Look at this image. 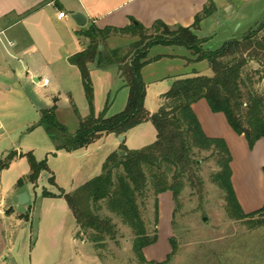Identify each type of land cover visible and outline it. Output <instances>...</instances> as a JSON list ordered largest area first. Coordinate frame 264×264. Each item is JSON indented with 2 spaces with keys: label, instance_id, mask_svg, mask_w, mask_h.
I'll return each instance as SVG.
<instances>
[{
  "label": "rangeland",
  "instance_id": "rangeland-1",
  "mask_svg": "<svg viewBox=\"0 0 264 264\" xmlns=\"http://www.w3.org/2000/svg\"><path fill=\"white\" fill-rule=\"evenodd\" d=\"M212 1L213 14L204 19L201 29L196 32L200 39L207 40L206 51H215L230 40H241L251 29L264 23V0ZM138 40V37L121 36L113 45L107 43V48L128 52L131 44ZM56 49V60L65 65L64 50ZM148 59L150 62L144 67L142 76L147 87L145 106L151 114L159 111L162 96L176 79L214 75L207 61L191 62L194 57L185 47L156 45L150 49ZM2 67L0 200L4 202L7 214L15 213L6 221L7 231L13 233L10 240L15 245L12 253L7 255L8 261H0V264H142L133 250L135 237L130 228L107 210H102L99 214L103 218H113L117 236L107 238L100 248H95L87 239L90 235L80 232L73 212L61 197L100 176L107 158L123 144L117 135L105 134L87 148L58 150L59 142L53 141L46 128L40 125L38 106L47 107L53 97H58L57 120L67 129L68 135H76L79 116L84 118L90 113L79 75L67 74L59 66L58 75L49 77L50 86L27 89L15 75H6L10 70L6 62ZM254 67L258 68V65L254 64ZM90 76L96 115L106 109L107 114L114 115L123 111L121 101L126 88L121 87L115 69L92 66ZM258 90L264 95V79ZM200 102L210 112L200 118L205 129L223 139L231 151V168L240 193L246 200H263L264 143L250 148L246 138L232 130L223 114L213 113L205 100ZM124 139L129 150H142L156 142V128L152 122H146L128 131ZM15 152H18L17 156L10 159ZM29 153L37 161H46L49 168L40 174L35 184L27 181L30 164L25 155ZM195 159L198 160L195 181L187 182L177 204L171 193L162 195V225L155 224L154 196L150 193L144 201L143 212L149 233L153 236L155 229L158 230V241L147 252L152 250L157 260L165 259L163 262L167 261V264H264V217L254 220L233 217L228 210L226 192L213 181V176L219 172L215 157L204 152L196 153ZM5 164L7 166L2 168ZM22 179L27 181L24 189L31 202L18 206L15 195L22 191L18 190ZM45 193L53 196H45ZM170 205L174 209L172 220Z\"/></svg>",
  "mask_w": 264,
  "mask_h": 264
},
{
  "label": "trees",
  "instance_id": "trees-1",
  "mask_svg": "<svg viewBox=\"0 0 264 264\" xmlns=\"http://www.w3.org/2000/svg\"><path fill=\"white\" fill-rule=\"evenodd\" d=\"M214 9L211 2L188 28L174 29L158 21L147 29L133 19L132 24L123 29H100L92 22L76 33L85 49L73 55L69 62L80 71L90 113L85 118L79 116V129L75 136H70L57 120V105L41 110L40 125L46 128L53 141L59 142L57 149L87 148L105 134L124 137L128 131L146 122H152L157 132L156 142L142 150H129L123 141L120 150L107 158L100 176L75 192L61 196L73 212L80 232L90 235L87 239L95 248H100L107 238L117 236L113 218H103L99 214L105 209L131 229L135 237L133 250L142 264H167V261L149 263L145 258L144 250L158 241V230L155 229L153 236L149 233L143 212L144 201L150 193L154 196L155 224L158 225L159 196L171 193L177 204L187 182L195 181L196 153L207 152L215 157L219 172L213 176V181L226 192L228 210L233 217L238 220L264 217V207L249 215L242 211L232 183L229 147L223 139L205 134L193 109L196 103L205 100L213 113L225 116L232 130L244 136L252 149L264 138V95L258 90L264 79V23L251 29L241 40H230L215 51H206L207 40L200 39L196 32ZM150 32L152 35L148 36ZM128 35L139 38L128 52L107 48L111 37ZM156 45L185 47L194 57L191 62L207 61L214 75L176 79L162 96L159 111L151 114L145 106L147 87L142 71L150 62V49ZM92 66L118 69L123 86L129 90L122 112L108 117L106 109L96 115L90 76ZM14 155L17 153L10 159ZM25 156L30 164L27 181L35 184L43 171H49L47 162L37 161L32 153ZM27 181L20 180L18 190H23ZM198 182L201 185V181ZM45 196L53 195L45 193Z\"/></svg>",
  "mask_w": 264,
  "mask_h": 264
},
{
  "label": "crops",
  "instance_id": "crops-1",
  "mask_svg": "<svg viewBox=\"0 0 264 264\" xmlns=\"http://www.w3.org/2000/svg\"><path fill=\"white\" fill-rule=\"evenodd\" d=\"M211 2L213 3L212 0H0V71L1 73L2 70L4 71L2 63L6 62L10 69V72H5L6 75H15L19 83L27 89H35L36 86L43 88L50 86L52 81H49L48 86L44 85V81L49 80L50 76L58 75L60 69L74 77L79 75L81 78L79 69L69 62L73 55L85 49V46L77 38L76 33L81 27L72 19L73 15L80 13L86 17L87 25L83 28H87L93 22L100 29L107 27L123 29L130 26L133 19L147 29L152 28L158 21L174 29L188 28L195 24L196 17L202 14ZM61 12L66 14L64 18H59ZM119 37H111L107 43L113 45L115 39ZM56 48L64 50L66 66L61 61L56 60L54 56V53L58 52ZM114 49L121 48H111V50ZM113 69L117 72L121 87L125 88L119 77L118 69L115 67ZM124 90L121 107L125 109L129 90L127 88ZM54 93L51 94L54 95ZM52 100L51 105H46L47 107L44 108L38 106L37 109L41 112L43 109L57 105L58 110L60 99L53 97ZM71 103L73 104V102ZM193 109L205 134L210 138L218 137L205 129L206 127L200 119L202 114L210 113L206 106L198 102L193 106ZM113 115L111 112L107 114L108 117ZM221 119L223 120V118ZM260 143H264V138L258 141L256 145ZM232 173L233 187L242 211L249 215L261 210L264 207V199H244L236 185L233 168ZM23 192L28 193L26 189L16 192V203H18V195ZM162 195L159 196L160 225H162L161 213L164 207ZM18 206H20L19 203ZM3 207L4 202L0 200V261L7 262V255L12 253L15 243L10 240L13 233L7 231L6 221L15 213L7 214ZM11 207L14 209L13 206ZM168 207L172 220L174 209L171 205ZM151 247L144 250L146 260L162 263L165 259L157 260L152 250L151 253L147 252Z\"/></svg>",
  "mask_w": 264,
  "mask_h": 264
},
{
  "label": "water",
  "instance_id": "water-1",
  "mask_svg": "<svg viewBox=\"0 0 264 264\" xmlns=\"http://www.w3.org/2000/svg\"><path fill=\"white\" fill-rule=\"evenodd\" d=\"M72 19L81 28H83V27H85L87 25V19H86V17L83 14L77 13V14L72 16ZM170 86H172V83H170ZM120 140L123 142L124 141V137L120 136ZM121 154L123 156L125 155L124 152H122ZM17 200H18V203L20 204V206H25V205L29 204V202H30L29 195L26 192H23V193L19 194L18 197H17ZM205 221H206V219H205Z\"/></svg>",
  "mask_w": 264,
  "mask_h": 264
},
{
  "label": "built area",
  "instance_id": "built-area-1",
  "mask_svg": "<svg viewBox=\"0 0 264 264\" xmlns=\"http://www.w3.org/2000/svg\"><path fill=\"white\" fill-rule=\"evenodd\" d=\"M66 16V14L64 13V12H61L60 14H59V18H64ZM10 45H12V44H10ZM49 83V80H45L44 81V85H47Z\"/></svg>",
  "mask_w": 264,
  "mask_h": 264
}]
</instances>
